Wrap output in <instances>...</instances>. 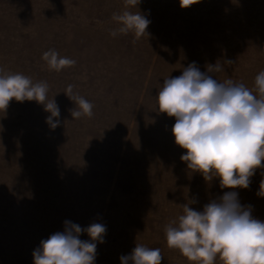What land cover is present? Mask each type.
Here are the masks:
<instances>
[{"label": "rangeland", "instance_id": "374dc122", "mask_svg": "<svg viewBox=\"0 0 264 264\" xmlns=\"http://www.w3.org/2000/svg\"><path fill=\"white\" fill-rule=\"evenodd\" d=\"M125 10L150 21L147 34L111 35L120 27L113 14ZM50 49L76 64L49 70L42 56ZM193 62L201 72L219 63L214 78L255 92L264 71V0H200L186 9L179 0L131 8L124 0H0V68L47 82L60 111L54 129L36 101L12 100L0 111V264H34V250L65 221L106 226L95 264H121L136 244L159 248L161 264H192L168 248L166 226L182 205L202 211L229 191L188 169L175 118L158 111L164 79ZM68 85L93 105L91 117L73 119ZM262 180L257 169L249 187L235 191L264 221Z\"/></svg>", "mask_w": 264, "mask_h": 264}, {"label": "clouds", "instance_id": "9594fccd", "mask_svg": "<svg viewBox=\"0 0 264 264\" xmlns=\"http://www.w3.org/2000/svg\"><path fill=\"white\" fill-rule=\"evenodd\" d=\"M126 8L137 7L140 0H124ZM200 0H179L186 9ZM120 27L111 35L129 32L139 38L147 34L150 21L139 11L114 13ZM49 70L61 71L76 61L61 57L54 49L43 53ZM232 64V61H226ZM223 71L221 64L208 65L201 72L193 62L182 74L164 79L157 95L158 111L174 117L172 134L177 146L185 150L181 160L188 169L200 173L206 181L218 178L222 189L218 199L204 205L202 211L184 204L183 214L165 228L169 249L178 250L192 264H264V221L254 218L252 207L242 206L235 189H247L257 169H264V71L254 81L255 92L231 79L219 82L212 73ZM73 86L64 92L76 108L73 119L91 117L93 105L78 95ZM47 82L33 83L22 73H5L0 68V111L10 101H36L51 115L46 122L55 128L60 116L54 98L48 100ZM264 180L260 184V196ZM192 203H195L193 200ZM65 230L56 232L33 252L34 264H95L97 243L104 242L106 226L92 223L87 228L65 221ZM86 232L89 240H81ZM159 248L136 244L130 254L120 257L121 264H161Z\"/></svg>", "mask_w": 264, "mask_h": 264}]
</instances>
